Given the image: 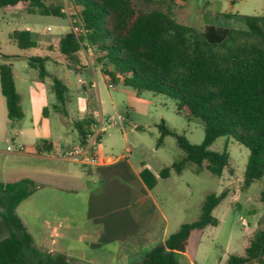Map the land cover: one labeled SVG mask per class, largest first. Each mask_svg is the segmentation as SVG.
<instances>
[{
	"label": "trees",
	"instance_id": "trees-1",
	"mask_svg": "<svg viewBox=\"0 0 264 264\" xmlns=\"http://www.w3.org/2000/svg\"><path fill=\"white\" fill-rule=\"evenodd\" d=\"M69 3L73 10L69 16L82 29L78 35L71 30L65 32L56 43V52L69 68L77 71L90 63L101 64L107 81L115 82L116 77H120L123 86L136 93L148 90L167 95L174 100L178 113L202 122L204 136L199 144H191L183 136L174 134L163 120L157 124V145L163 136L173 135L184 152L179 160L159 171L160 177L180 174L188 162L195 164L196 172L204 166L213 175L221 176L228 155L225 150L214 152L209 146L220 136H230L248 149L243 187L262 178L264 13L240 16V27L214 24L197 27L179 19L175 0H69ZM19 4L36 6L52 15H58L61 9L59 5L46 8L42 0H0V7L9 9ZM222 15L234 18L229 13ZM10 37L20 49L37 45L29 29H15ZM26 60L30 67L38 70L40 78L52 77L54 107L66 114V84L45 69L46 57L34 55ZM109 66L111 68L107 69ZM0 91L12 125L24 114L10 62L0 64ZM96 120L84 117L73 122L80 144L86 143ZM39 144L49 150L44 141ZM107 171L105 179L109 185L118 178L129 180L132 177L126 157ZM31 185L28 180L0 183V264H90L61 253L40 251L34 245L14 211L30 194ZM224 196L223 192L207 194L196 220L182 223L163 242L131 264H182L177 254L185 252L191 230L218 224L212 211ZM89 215L103 225L99 244L118 238L119 226L127 225L130 219L127 203L118 201L99 212L93 205ZM263 256L264 215L249 238L244 254H230L224 264H264Z\"/></svg>",
	"mask_w": 264,
	"mask_h": 264
},
{
	"label": "rangeland",
	"instance_id": "rangeland-1",
	"mask_svg": "<svg viewBox=\"0 0 264 264\" xmlns=\"http://www.w3.org/2000/svg\"><path fill=\"white\" fill-rule=\"evenodd\" d=\"M42 3L46 8L59 5V14H48L49 11L44 12V9L29 4L13 8L16 9L15 14L12 9L0 8V64L11 63L15 88L25 113L20 121L24 133L17 135L15 128L8 124L10 140L0 144L3 148L9 145L14 149L18 142L30 146L32 121L38 117L48 116L49 126L56 135L62 132L65 138H70L71 132L75 133L71 126L69 128L62 123L59 111L54 107L56 101L51 90L52 77L40 78L38 70L27 64V57L52 54L47 51L46 45L54 44L58 36L70 30V20H75L69 16L73 10L68 1L42 0ZM175 8L180 20L197 27L205 24L240 27V16L264 13V0H175ZM223 13L234 15V18H225ZM46 26H50L51 30H44ZM24 28L31 30L37 42L35 47L20 49L10 37L13 30ZM3 55L9 58L5 59ZM57 57H51L53 61L46 60L45 69L52 76L65 80L69 93L76 94L77 90L80 93L82 87L76 82V73ZM92 68L98 74L93 80L94 86L84 96L82 103L78 100L76 105V100H73L67 104L69 116L65 120L88 114L103 120L110 115L123 117L100 133L99 148L105 156L112 158L124 154L136 170L158 174L147 183L148 196L142 199L143 202L135 204V209H138L143 208L145 203L146 207L140 212L142 223L145 224L148 218L152 219L156 227V241L160 242L161 237L166 238L175 232L182 223L196 220L207 194L223 192L224 198L212 211L218 224L191 230L185 252L177 254V258L182 264H224L230 254L243 255L249 238L264 215V175L249 187H243L242 175L248 149L230 136H220L209 149L218 153L225 150L228 155L221 176L213 175L204 166L196 172L195 164L188 162L180 174L171 173L169 177L161 178L159 171L179 160L184 152L173 135L163 136L157 145V124L163 120L171 132L183 136L191 144H199L204 136L202 122L178 113L174 100L167 95L148 90L136 93L123 86L120 77L112 87L108 83L110 81L104 80L98 63H93ZM82 76L86 78V75ZM82 82L86 84L85 80ZM132 94L138 99L129 104L128 96ZM128 105L132 106L131 109ZM34 126L38 128L36 123ZM137 192V197H134L140 200L141 192Z\"/></svg>",
	"mask_w": 264,
	"mask_h": 264
},
{
	"label": "crops",
	"instance_id": "crops-1",
	"mask_svg": "<svg viewBox=\"0 0 264 264\" xmlns=\"http://www.w3.org/2000/svg\"><path fill=\"white\" fill-rule=\"evenodd\" d=\"M63 1L69 3V0ZM11 11L15 14L16 9L12 8ZM46 28L47 26L44 30ZM59 38L60 36L57 37L52 46L50 44L46 45L47 51L52 52L50 55H42V57H46V60L53 61L54 59H51V57L54 56H58L57 59L64 60L62 55L56 52V43ZM92 64L90 63L87 67L81 66L77 71L74 70L76 82L81 85L82 90L80 93L77 90L78 93L72 94L69 93L68 89L66 109L67 104L73 102V100H76V105L78 100L82 103L84 96L94 86L93 80L98 74L93 72ZM65 65L69 68L66 62ZM98 65L101 67V64ZM101 71L103 72L102 67ZM82 75H86V78H82ZM103 78L107 81L105 74ZM117 78L115 82H107L113 87L117 82ZM82 79L86 81V84L82 82ZM62 81L66 84L65 80ZM1 96L0 144L3 141L10 140L7 135L8 124L15 128L17 135L24 133L20 121L25 117L23 111V118L11 125L7 118L6 103L2 93ZM128 98L129 104L135 103L138 99L133 94L129 95ZM2 104L5 106L3 110ZM127 107L131 109L132 106L128 105ZM58 113L62 123L69 128L71 126L75 130V133L71 132L70 138H65L62 132L57 135L53 133L49 126V117L45 116L32 121V142L30 146L21 142H18L14 149H11L9 145H6L5 148L0 146V183H14L20 180H28L32 183L30 194L15 206V214L30 234L34 245L40 251L61 253L69 258L90 264H131L139 261L146 251L165 239L161 237L160 242L156 241V227L153 225L151 218H148L145 224L142 223L143 217L140 216V212L146 207L145 203H143V208L135 209V204L148 196V181L151 178L154 179L158 174L152 175L146 170H136L126 158L132 177L129 180L118 178L117 182L109 185L105 179V173H108L107 170L117 161L124 158V154L112 158L111 162L103 165H87L53 156L52 153L56 149H67L81 145L77 131L73 126L75 120L84 117L96 119L88 114L66 121L65 118L69 116L68 110L64 115ZM35 123L38 128L34 126ZM90 134L86 143L92 139ZM41 141L45 142V147H48L49 150H45L39 144ZM19 146H23V150H19ZM98 153L104 155L101 148H99ZM137 191L141 192L142 197L140 200L139 198L135 199L138 195ZM111 199L114 205L117 201L127 203L130 219H128L127 225L119 226L118 238L99 244V236L103 231V225L95 222L93 216L91 217L89 213H91L93 205L97 212L111 206Z\"/></svg>",
	"mask_w": 264,
	"mask_h": 264
},
{
	"label": "built area",
	"instance_id": "built-area-1",
	"mask_svg": "<svg viewBox=\"0 0 264 264\" xmlns=\"http://www.w3.org/2000/svg\"><path fill=\"white\" fill-rule=\"evenodd\" d=\"M50 30V27L46 28ZM70 30L78 35L82 33V29L76 24L75 20H70ZM81 82V80L79 79ZM111 86V84H110ZM123 119L122 116H108L103 120V118H99L93 123L91 127L92 133L90 136L92 137L91 141L86 144L77 145L67 149H56L52 155L73 162H79L87 165H103L107 162L112 161V157L104 156L99 154V135L105 129L106 126L116 124L117 120ZM9 149V147H8ZM19 150H23V146H19Z\"/></svg>",
	"mask_w": 264,
	"mask_h": 264
}]
</instances>
